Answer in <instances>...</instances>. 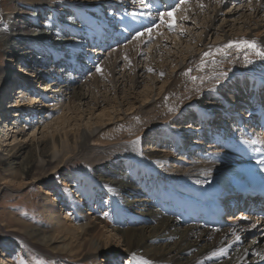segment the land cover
I'll use <instances>...</instances> for the list:
<instances>
[{"label":"bare ground","instance_id":"6f19581e","mask_svg":"<svg viewBox=\"0 0 264 264\" xmlns=\"http://www.w3.org/2000/svg\"><path fill=\"white\" fill-rule=\"evenodd\" d=\"M55 2L0 0V60L5 63L0 68V166L6 173L2 184L18 189L33 183L49 184L75 157L85 160L93 177L87 184L65 175L64 184L75 190L66 197L71 202L65 196L46 197L57 203L46 207V217L59 226H49L52 236L33 239L44 245L65 243L53 247L57 254L82 257L85 253V258L103 254L100 264H119L120 257H126L124 264H264V226L260 222L252 228L238 220L215 231L193 220L197 208L213 195L216 176L239 163L222 146L229 131L222 122L236 124L240 117H250L255 102L263 99L264 87L254 77L247 85L235 84L228 91L231 99L226 97L224 103L216 94L206 92L207 84L189 82L190 86L186 73L177 75L188 71L186 60L190 62L198 52L209 50L208 38L220 36L227 43L233 41L234 34L243 35L245 41H258L264 48V0H188L179 5L175 12L179 15L173 16L177 33H159L168 26L163 22L167 16L161 17V28L157 26L160 30L152 37L134 36L129 44L106 53L100 71L82 80L72 77L75 69H64L70 57H59L57 52L78 47L82 51L75 53L77 60H87L84 54L88 51L82 46L87 29L112 22L103 16L108 6L113 14L112 8L129 4L127 0ZM53 12L72 15L75 20L74 27L52 20L67 39L64 46L50 30L43 37L35 35L40 30L35 20ZM75 32L82 40L66 45ZM167 36L175 39V47L167 48L171 40ZM196 40L195 48L187 50ZM35 41L34 49L41 50L37 58L32 55L34 49L31 51ZM157 55L159 63L155 62ZM133 58L136 65L131 68ZM120 59L130 60L126 64ZM18 60L23 62L20 69L15 67ZM107 67L109 71L103 73ZM118 69L122 71L118 73ZM210 69L219 70L210 64L201 70L207 73ZM165 73L168 75L162 78ZM171 73L177 76L173 78ZM106 75L110 77L108 85H104ZM161 80L163 87L159 89ZM13 86L19 88L14 90ZM100 88L107 92L98 94ZM192 104L207 111L202 114ZM124 114L127 116L120 120ZM212 115L218 116L217 120L212 124L205 121ZM198 120L201 122L196 124ZM106 125L114 129L106 140L98 138L97 132ZM196 131L211 132L219 146H214L212 139L198 140ZM162 145L167 147L162 149ZM220 148L224 151L215 152ZM67 203L75 216L62 210L61 204ZM96 203L105 205L108 215L100 214ZM20 226L27 228L26 224Z\"/></svg>","mask_w":264,"mask_h":264},{"label":"rangeland","instance_id":"374dc122","mask_svg":"<svg viewBox=\"0 0 264 264\" xmlns=\"http://www.w3.org/2000/svg\"><path fill=\"white\" fill-rule=\"evenodd\" d=\"M47 1L51 2L52 0H47ZM55 1H57L55 3H59V1H68L70 3L74 2L75 4H78L79 2H81V0H73V1L72 0H55ZM4 2L7 3L8 0H4ZM231 7L232 6H230L229 9ZM69 12L70 11H68V13ZM175 12L172 13L171 16H167L166 20L163 19L164 24L168 26H164L161 28L160 27L161 24H160L158 27H160L161 30L160 28H158L157 30L151 31L150 33L148 32L147 35H142L139 38L152 37L154 35V32L158 30H160L159 33L163 31L167 32L168 34L177 33L176 32L177 26L176 25L172 26L173 24L172 21L174 20L173 16L177 17L179 15V14L175 15L176 14ZM3 14H6V12H4ZM46 16L47 18H45ZM45 17L44 19L41 18V19H38L37 21L35 20V22L37 24L41 23L47 26L48 29L46 30H50L51 33H54L55 35H57L58 36L56 37L57 40H59V42H62L61 44H63L67 39L64 37L63 34L58 33L59 26L57 25L58 23L60 24V22L58 21L62 20L63 23H72V25H74L75 20L73 19V16L65 15L64 17L61 14L58 15L53 12L49 14L46 13ZM34 18H36V16H34ZM52 20L55 21L57 25L56 23L54 25ZM169 25H171L172 27L170 28ZM180 27H181V23H180ZM35 35L36 36L40 35L41 37H43L42 33L38 31ZM45 35H46V32H45ZM60 36H63L64 37L63 39L65 40H60ZM167 37L171 39L169 40V43H167V48L169 46L170 48H172V46L175 47L173 45V43L175 42V39L174 38L172 39V37L170 36H167ZM244 37L245 36L243 35L240 36V35L234 34V36L232 37L234 38L232 39L234 42L229 41L227 43L225 42V38L222 39V37L220 36L219 37L215 36L214 38L206 39L205 43L206 44L208 43L207 47L209 50H206V51L202 50L198 52V54L195 55L194 58H192L190 62L188 60H186L185 62L183 61L184 64H187L186 66L187 69L185 71L187 70L188 71L182 72L184 71L182 70L179 73H177V75L180 76V74L181 75L183 74L185 76V73H186L187 79H188V85H190V83L192 84L194 83V85L195 84H200V85L207 84L205 88L206 92H209L210 94H212V96L217 95L219 99L220 100L222 99L224 103H225L226 97L228 99H231V96L228 94V91L234 88L235 84L237 86H240L239 83H244L247 85L248 82L254 77L256 79H259L261 81V85L264 86V57L258 54V52L264 51V48H261L260 45H258L260 44L258 41H256L257 47L255 49L245 46L244 41L246 40L247 37L246 38ZM216 38H220V39L217 40ZM196 42L197 40L192 42L190 45H188V47H191V48H186V49L192 51L195 48L194 46H196ZM228 44H232L233 47L231 48L227 47ZM66 45H68V43ZM146 50L147 48L145 47L144 51ZM171 50L176 52L175 49H171ZM33 53L34 51L32 52V55ZM34 57L37 58L39 56L34 55ZM159 58L160 57H158L157 55L155 57V62L159 63L158 61ZM140 59L141 58H139L138 60L139 61L138 65L142 67L143 64H140L142 62ZM129 60L130 59H126V60L120 59L121 63L124 61V63L126 64L129 62ZM133 60L134 58L132 59V62H130V65H129V67L131 68L134 67L133 65H136L134 64ZM150 60L151 59H149V62H152ZM174 61L175 63L177 62L176 59ZM18 63H19V60L17 61V64L15 65V67H17V69H20V67H18L20 66V63L19 64ZM207 64H210L211 66L219 70L215 72L216 70L210 69L208 70L207 73L205 71L202 72L201 69H203L205 65ZM3 66H5V63L2 62V60H0V68ZM108 68L109 67H107L106 69L104 68L105 71L103 70L104 71L103 73H105ZM64 69L66 70V68ZM66 71L69 72L68 69ZM117 71L119 73L120 71H122V69H118ZM190 72H191V75L189 74ZM165 74L162 75L161 77L165 78L168 75L167 73ZM134 75L132 74L131 77H134ZM152 75H154V73H152ZM177 75L176 73L172 74V77L174 78ZM97 78L100 79L99 77ZM107 80L110 81V77L109 78L108 76L106 77L104 85L106 83H107L106 85L110 83ZM243 80L246 81L247 83L244 82ZM157 87L159 89L163 87L162 80L157 84ZM15 88H19V86H13L14 90ZM186 89L187 88H184V90ZM246 89H247V86H246ZM105 92H107V90L106 89L104 90V88H100L99 90H97L98 94H105ZM164 95L166 96V94ZM250 95H252L251 91L249 92V96ZM66 97L69 98V94ZM192 108L196 109V111H200V113L202 114H204V112L207 111L205 110V108L200 107L199 105H196V104L195 105L192 104ZM126 116L127 114L122 115L120 117V120L121 119L123 120L124 117ZM0 123H1V119H0ZM1 129H2V126L0 124V130ZM113 129H114V126L112 125L110 126L106 125L104 127H101L99 131L97 132L96 136L100 139L106 140L107 137H109L110 135V131ZM161 148L164 149L163 147ZM218 151L219 150H216L215 152H218ZM189 155H191L193 160L196 159L195 158L196 156H193L192 153H190ZM88 168H89V165L85 162L84 159H82L81 157H75L66 163V166L64 168L66 172L60 171V173L57 174L55 178L50 180L49 184H41V183L34 184L33 183V184H29V187L27 188L18 189L13 184H11V186L9 184L7 185V187L6 185L2 184L1 178L5 177L6 173L3 172L0 166V264H100V261H101L100 258L104 256L103 254H98L96 256H91L89 258H85L84 256L85 253L82 254V257H74V256H71L69 253L65 255L57 254L56 249L53 247L55 246L61 247L65 245V243H62V244L52 243V244L44 245L42 242L35 241L33 239L37 236H43V237L52 236L53 231L49 228V226L51 228L59 226V224L57 223H53V222L50 223L48 221V218L46 217V214L44 212L46 207L51 205V203L52 205L57 204L53 201L55 200L54 198L50 200H48L47 198L51 197L50 195L53 194L54 196H57V197L65 196L64 197L65 199L67 195L74 193L73 191L75 190L69 189V187L66 186V184H64L65 179H67V176L65 175L67 174L71 175V177H75L73 179H78V180L80 179V181H86L87 184H90L89 181H92L93 177L91 174V170ZM97 185L98 184L94 186H97ZM81 188H84V187H81ZM46 192L49 193V196H45ZM103 193H104V188L101 189V192H99L98 194L102 195ZM107 200L108 198L105 199V201ZM66 201L71 202V198H68ZM99 205L101 204L96 203L94 205V207L97 208V211L100 212V214L104 216L108 215V213L105 210L106 209L105 205L102 207H100ZM70 207L71 205L69 206V203L65 205L61 204L62 210L64 211L67 210L69 211L68 213H70L71 216H75L74 212L72 210H69ZM55 209H58V208H55ZM81 223H84V221H81ZM23 224L27 225L26 229L20 226ZM67 243L69 242L67 241ZM125 258L120 257L119 264H124L123 262L125 261ZM105 264L107 263L105 262ZM110 264H116V261L115 262L112 261Z\"/></svg>","mask_w":264,"mask_h":264},{"label":"snow or ice","instance_id":"6c2138e0","mask_svg":"<svg viewBox=\"0 0 264 264\" xmlns=\"http://www.w3.org/2000/svg\"><path fill=\"white\" fill-rule=\"evenodd\" d=\"M186 3H188V0H180V5L186 4ZM178 7H179V5L173 6L171 11L161 13V17L163 18L164 16H171V12L176 11ZM201 7H203V5H201ZM185 19H187V17H185ZM169 27L171 28L172 26L169 25ZM147 31L150 33L152 31V29L149 28V29H147ZM140 35H143V33L138 32L137 38H139ZM244 44H245V46L250 47V48H254V49L257 47L256 41H254V40L253 41H244ZM227 47L231 48V47H233V45L228 44ZM258 54L261 55L262 57H264V51H260V52H258ZM97 70L100 71L99 68ZM150 71H151V69H150ZM161 75H163V74H161ZM252 143H255V141H252ZM237 239H239V237H237ZM221 254H223V250H221ZM262 258H264V257H262ZM144 264H148V262H144Z\"/></svg>","mask_w":264,"mask_h":264}]
</instances>
